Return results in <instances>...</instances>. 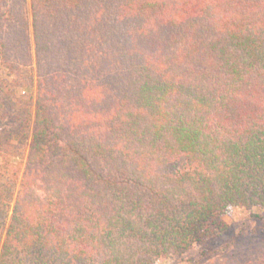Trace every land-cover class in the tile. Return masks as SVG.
Returning <instances> with one entry per match:
<instances>
[{
  "label": "trees",
  "instance_id": "trees-1",
  "mask_svg": "<svg viewBox=\"0 0 264 264\" xmlns=\"http://www.w3.org/2000/svg\"><path fill=\"white\" fill-rule=\"evenodd\" d=\"M0 80L34 100L0 134V264H157L264 220V0H0Z\"/></svg>",
  "mask_w": 264,
  "mask_h": 264
},
{
  "label": "rangeland",
  "instance_id": "rangeland-1",
  "mask_svg": "<svg viewBox=\"0 0 264 264\" xmlns=\"http://www.w3.org/2000/svg\"><path fill=\"white\" fill-rule=\"evenodd\" d=\"M34 73L33 70V79ZM6 87L9 91L7 95V88L0 86V134L14 136L19 132L20 122L30 117L34 100L29 99V92L21 91L24 102H19L13 95L15 89L10 84ZM21 105L26 108H21ZM21 110H24L26 115L24 112L21 114ZM9 149L17 156L15 161H18L20 177L27 168V143L25 139H19L17 142L13 141ZM0 161H3L2 157ZM18 190L19 184L13 194L14 199ZM38 193H43V190H38ZM31 195L36 196L32 193ZM223 219L228 223V229L220 237L198 242L190 250L160 259L157 264H264V220L252 218L250 210L244 208L228 212Z\"/></svg>",
  "mask_w": 264,
  "mask_h": 264
}]
</instances>
